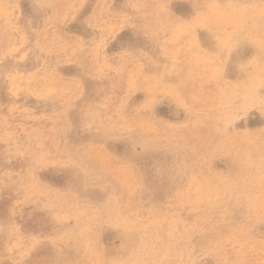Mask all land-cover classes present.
<instances>
[{
	"label": "rangeland",
	"instance_id": "374dc122",
	"mask_svg": "<svg viewBox=\"0 0 264 264\" xmlns=\"http://www.w3.org/2000/svg\"><path fill=\"white\" fill-rule=\"evenodd\" d=\"M0 264H264V0H0Z\"/></svg>",
	"mask_w": 264,
	"mask_h": 264
},
{
	"label": "bare ground",
	"instance_id": "6f19581e",
	"mask_svg": "<svg viewBox=\"0 0 264 264\" xmlns=\"http://www.w3.org/2000/svg\"><path fill=\"white\" fill-rule=\"evenodd\" d=\"M6 25H7V24H6ZM5 29H6V28H5ZM3 30H4V29H3ZM6 30H7V29H6ZM188 66H189V65H188ZM188 66H187V67H188Z\"/></svg>",
	"mask_w": 264,
	"mask_h": 264
}]
</instances>
